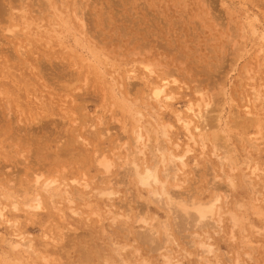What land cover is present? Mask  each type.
<instances>
[{"label": "rangeland", "instance_id": "obj_1", "mask_svg": "<svg viewBox=\"0 0 264 264\" xmlns=\"http://www.w3.org/2000/svg\"><path fill=\"white\" fill-rule=\"evenodd\" d=\"M198 93L205 146L185 153L177 114ZM161 148L185 158L159 167L156 198L133 163ZM216 197L212 218L180 211ZM0 204V264H264V0H0Z\"/></svg>", "mask_w": 264, "mask_h": 264}, {"label": "bare ground", "instance_id": "obj_2", "mask_svg": "<svg viewBox=\"0 0 264 264\" xmlns=\"http://www.w3.org/2000/svg\"><path fill=\"white\" fill-rule=\"evenodd\" d=\"M244 39V38H243ZM146 73H147V76L151 77V78H154V76H156V72L154 71V69L150 66L146 67ZM135 75L132 73V72H128L126 74V77H125V81L128 80V81H132L135 79L134 77ZM175 83V82H174ZM174 83H171L169 82L168 80H161L160 82V85L159 86H156V87H153V89H151L150 91V94H149V99L156 103L158 106H159V110H163L165 108V103H168V102H173L174 98L172 95H169L171 93H169L171 91V86L174 85ZM117 85V84H116ZM120 85V83L118 84ZM117 85V86H118ZM119 88V87H118ZM120 89V88H119ZM254 93V100H252L251 98H249L248 96H245L244 97V100H245V105H244V115L246 117H249V116H252L253 115V104H255L259 98H258V93L256 91H252ZM198 104L195 106L193 105L192 103L189 104V106L187 107L186 109V114H185V117L179 113L177 114V122L183 126L185 132H186V135H187V140H188V143L186 144L185 146V153H189L191 151V145L190 143L196 145L198 142H201L202 146H205V138H206V132L203 130V129H200L199 127H194L192 128V125H193V122H192V119H202V113H203V110L205 111H208L209 108L211 107V103L209 102H205L204 98L202 97L201 94L198 93ZM167 107V106H166ZM154 112V111H153ZM134 116L136 117V130L134 135L135 136V142L137 144H140L141 146L143 145V142H144V135L142 134V131H143V128L142 126L140 125L141 123L143 124V121L145 119V115L140 112V111H137L134 113ZM133 116V117H134ZM134 117V119H135ZM158 117H160V115L158 114ZM192 119H190V118ZM135 122V120H133ZM216 121L220 122L221 119L220 117H218L216 119ZM221 123V122H220ZM135 124V123H134ZM148 124V123H147ZM150 125V124H149ZM151 126H154V124H151ZM92 129H94V126L92 125L91 126ZM135 127V126H134ZM220 127V126H219ZM147 128V127H146ZM145 128V129H146ZM133 131V132H134ZM154 135H155V141H156V144H159V140L164 139V140H168V142L172 141L170 138H169V130L168 128L166 127H160L159 129H154ZM217 132H220V130H217ZM145 133V132H144ZM197 133L199 139H197L195 136V134ZM220 133H224L223 131L220 132ZM150 134V133H149ZM134 138V137H133ZM198 140V141H197ZM134 142V143H135ZM135 143V144H136ZM145 143V142H144ZM171 143V142H170ZM134 144V145H135ZM146 145V144H145ZM167 145V144H166ZM193 145V146H194ZM139 146V145H138ZM173 146V145H172ZM176 148L179 150V145H174L173 147ZM135 147V146H134ZM144 147V149L146 148L145 146H142ZM157 147V145H156ZM162 147V146H161ZM159 148V147H158ZM163 148V147H162ZM161 148V149H162ZM137 149V148H136ZM141 149V148H140ZM143 149V148H142ZM164 149V148H163ZM162 149V150H163ZM159 150L158 151V162L157 164L151 166V167H146L143 171H140L139 168L137 167L138 165H136L135 163H133V166L135 167V175L137 176L138 178V181L139 183L141 184V186L143 187H146V188H152V186H155L156 188L160 185L161 186V190L160 192L155 189H153L152 191V194L153 196H157L160 195L161 196H166V190L164 191V185L163 183L161 182V178H160V175H159V167L160 166H165L167 162H169L168 160H170L171 158H175L174 161L176 160V158L178 160L176 161H180L182 164L184 162V158L185 156H181V157H177L173 154H170V155H166L168 154L167 152H165V150ZM139 151V149H138ZM141 151V150H140ZM139 151V152H140ZM144 151V150H143ZM177 151V150H176ZM137 152V151H136ZM143 154V152H142ZM107 157L104 155V154H101L100 156V160H99V167L101 169H104L106 171H109L110 170V163L109 161L106 159ZM136 160V159H133V161ZM156 160V159H155ZM154 160V161H155ZM156 162V161H155ZM179 162V163H180ZM168 167V166H167ZM166 170H168L166 168ZM164 172V171H163ZM166 174V173H165ZM168 175V173H167ZM167 180V179H166ZM165 182V181H164ZM75 183V182H73ZM38 181L35 183V185H38ZM50 184H47L45 187H46V192L48 194H51L52 197L55 196L56 194H54V189H50L49 188ZM38 197V196H37ZM156 197V198H157ZM15 198L13 199V202H12V205H13V209L14 211H19V207H18V203L17 201H15ZM170 200V199H168ZM167 200V201H168ZM220 202V197H216L212 202L204 205V204H196V203H191L190 204V207L187 206V205H179V208L181 209L180 211H182L183 213H188L189 210H192V212L194 211L196 213V216H197V219L201 222L207 218H212L216 215V208H217V204ZM35 206L34 208H38L39 205H40V200L39 198H37L35 201ZM174 206V205H173ZM176 206V205H175ZM5 210H6V207L3 206L2 204H0V219L3 220V221H6L7 223H10L7 218H6V215H5ZM179 211V209H178ZM12 227H15V225L13 224ZM167 229H165L166 231ZM167 233V232H165ZM21 237V236H20ZM19 237V238H20ZM21 239V238H20ZM22 241H24V239H21ZM18 242V241H17ZM18 244V243H17ZM14 247V246H13ZM16 248H20V249H24L26 251H33L32 250V244L31 242L27 241L25 242L23 245H17ZM208 249V248H207Z\"/></svg>", "mask_w": 264, "mask_h": 264}]
</instances>
